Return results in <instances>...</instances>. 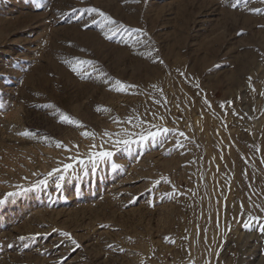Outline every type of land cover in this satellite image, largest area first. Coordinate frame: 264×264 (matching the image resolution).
I'll return each mask as SVG.
<instances>
[{"label": "rangeland", "instance_id": "1", "mask_svg": "<svg viewBox=\"0 0 264 264\" xmlns=\"http://www.w3.org/2000/svg\"><path fill=\"white\" fill-rule=\"evenodd\" d=\"M233 3L0 0V199L30 189L0 204V264H264V2ZM153 124L176 131L114 147ZM102 143L123 167L93 168Z\"/></svg>", "mask_w": 264, "mask_h": 264}, {"label": "snow or ice", "instance_id": "2", "mask_svg": "<svg viewBox=\"0 0 264 264\" xmlns=\"http://www.w3.org/2000/svg\"><path fill=\"white\" fill-rule=\"evenodd\" d=\"M262 2H264V0H262ZM236 3H239V0H236ZM236 3H233L231 6L232 7H236ZM90 11L93 12H99V14L101 16H103L105 18V21H108L109 23H115L114 21H112V18L110 16H108L107 14H105L104 12L100 11L99 9L93 8L90 9ZM251 11L254 12H260V11H264L262 9L259 8H255V9H251ZM85 27H87V25H85ZM122 27V26H121ZM109 33H113L115 34V32L119 31V28H116L115 30L111 27L108 28L107 30ZM134 31L140 32V29H135ZM107 38L111 39V36H107ZM87 61H81V63H86ZM162 63V61H161ZM73 71H76L75 66H73ZM183 75V74H182ZM135 87V85H128L120 80H116L113 84H112V88L117 91V92H125L127 91L129 88ZM155 87V86H154ZM198 87V85H197ZM262 95H264V93H262ZM205 103H208L207 100H205ZM0 107H3V105H0ZM45 107H48L50 109H53V115H59V122L61 124H67V125H74V126H78V127H85L81 121L73 118L72 116H70L69 114L61 111L59 108H57L55 105H46ZM221 107H223V104L221 105ZM107 111V109H103L101 106L97 107V111ZM131 117H129V122H131ZM117 123H120L119 119L116 120ZM155 129V130H152ZM175 129H170L167 127H163L162 125H157V124H153L151 125V127H149L148 129H144L141 132H137V133H133L130 132L127 129H123L122 133H116V137L117 139H115L114 141H112L114 147H116L118 150L119 149H123V151L125 153H130L131 151V146L133 144H140L141 146H143L146 142H151V143H162L163 139L167 138V135L169 133H173L175 132ZM83 136H90L93 139H95L96 133L94 132H89V131H84L81 133ZM20 135H35L34 133H29L28 131H24L22 133H20ZM114 134L105 130L103 132V135L101 136V141L102 142H107L104 140L105 137L109 138V140H111L112 136ZM179 136H184L185 134L183 132H179L178 133ZM135 137V138H134ZM163 138V139H161ZM41 139H49V137H41ZM176 144L178 146H183L181 141L179 139H177ZM56 147H64L67 148V145H64L61 141H57L56 142ZM99 149V150H97ZM113 156H114V152L111 150H107L104 149L103 147V143L101 145H96V144H92L90 146V150H89V155H88V159L92 161L93 164V168H95L96 163L98 161L100 162H109L111 164V168L113 171L123 167V165L117 164L115 163V161L113 160ZM73 159H75V157H73ZM81 163H83V161H81ZM72 168V164L70 163H65L63 164L62 168L61 167H55L53 169H51V171L47 172L44 176L43 179H39L37 180L31 187L32 188H40V187H47L48 186V182L50 178L55 177V187L56 189H60L63 185V183L66 180V174L68 173V170ZM155 183H159V181H156ZM30 189H20L19 192L13 191V192H8L5 197L3 199H0V204L5 203V201L9 198V197H13L16 196L18 194H20V192H24V191H29ZM166 196L168 197H172L173 195H175V188H173L172 192L169 193H165ZM132 201H130L131 203ZM150 206H152V202L149 201ZM241 207H243V205H241ZM261 211H264V208L261 209ZM251 220L255 221L258 220L259 217H255L252 216L250 217ZM103 227V225H102ZM243 227L246 229H250L251 225L248 222H245L243 224ZM261 231H264V225L261 226ZM64 236L70 237V233L64 232L62 233ZM20 239H24V237H20ZM166 240H168V237H165ZM174 243V241H172ZM72 243L78 248L80 247V245L75 241L72 240ZM108 247H112V245H108ZM121 251H123V249H120Z\"/></svg>", "mask_w": 264, "mask_h": 264}]
</instances>
